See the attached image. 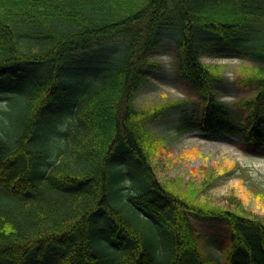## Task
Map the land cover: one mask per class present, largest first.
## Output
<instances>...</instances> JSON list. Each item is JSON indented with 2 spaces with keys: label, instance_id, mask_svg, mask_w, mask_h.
Wrapping results in <instances>:
<instances>
[{
  "label": "trees",
  "instance_id": "16d2710c",
  "mask_svg": "<svg viewBox=\"0 0 264 264\" xmlns=\"http://www.w3.org/2000/svg\"><path fill=\"white\" fill-rule=\"evenodd\" d=\"M168 39L174 74L204 95L198 128L264 149V0H0V79H23L0 94V264H264V219L241 199L208 197V172L159 176L151 124L187 100H135ZM211 48L242 61L233 114L213 98ZM195 219L227 226L217 258Z\"/></svg>",
  "mask_w": 264,
  "mask_h": 264
},
{
  "label": "rangeland",
  "instance_id": "374dc122",
  "mask_svg": "<svg viewBox=\"0 0 264 264\" xmlns=\"http://www.w3.org/2000/svg\"><path fill=\"white\" fill-rule=\"evenodd\" d=\"M173 40H165L151 55V66L146 70V79L140 88L135 103L140 108L154 107L158 104L187 100L186 103L165 110L161 119L154 121L151 128L166 138L164 154L159 164L161 178H182L187 184L196 178L209 180L208 172L214 182L206 193L221 203L229 202L231 197L242 200L243 206L264 219V149L250 150L245 147L242 136H208L198 128L204 95L195 85L177 78L174 74ZM206 64L224 65V78L213 84V98L225 105L230 114L237 111L233 104L244 95L233 84L235 71L242 61L229 49L206 50L202 56ZM264 116V115H263ZM193 128L178 134V127L185 121ZM237 121L233 123L237 125ZM264 122V119L262 120ZM264 127V124L263 126ZM242 137V138H241ZM196 227L203 232V240L214 258L220 256L218 239L228 240L227 226L218 223L194 220Z\"/></svg>",
  "mask_w": 264,
  "mask_h": 264
}]
</instances>
